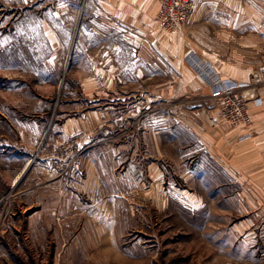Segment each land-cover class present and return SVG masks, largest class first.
<instances>
[{
	"label": "rangeland",
	"instance_id": "rangeland-1",
	"mask_svg": "<svg viewBox=\"0 0 264 264\" xmlns=\"http://www.w3.org/2000/svg\"><path fill=\"white\" fill-rule=\"evenodd\" d=\"M84 3L0 0V264H264V193L252 186L240 192L234 181L231 193L202 192L200 211L177 205L174 193L162 209L111 171L99 183L94 175L84 192L81 122L94 112L95 142L113 116L97 112L115 104L87 86L78 62ZM168 146L169 179L181 187ZM91 201L105 208L74 205ZM115 217L124 218V234Z\"/></svg>",
	"mask_w": 264,
	"mask_h": 264
},
{
	"label": "crops",
	"instance_id": "crops-1",
	"mask_svg": "<svg viewBox=\"0 0 264 264\" xmlns=\"http://www.w3.org/2000/svg\"><path fill=\"white\" fill-rule=\"evenodd\" d=\"M82 9L78 62L88 70L87 86L115 99L97 112L113 116L100 124L103 132L95 142L94 112L81 122L88 134L84 192L94 175L99 183L111 171L128 179L130 189L140 186L162 209L174 193L180 207L203 210L207 202L200 193H231L234 181L240 192L252 186L264 193V84L256 83L264 66V0H192L182 31L172 35L154 21L156 0H85ZM206 69L211 79L250 84L249 128L218 119L212 102L216 87L202 76ZM169 144L178 157L175 177L187 186L170 182L175 167ZM26 164L25 171L31 162ZM74 205L105 208L100 201ZM100 214L96 220L104 231L106 218ZM114 220L124 234V218Z\"/></svg>",
	"mask_w": 264,
	"mask_h": 264
},
{
	"label": "built area",
	"instance_id": "built-area-1",
	"mask_svg": "<svg viewBox=\"0 0 264 264\" xmlns=\"http://www.w3.org/2000/svg\"><path fill=\"white\" fill-rule=\"evenodd\" d=\"M159 9L154 15V21L167 34L181 32L191 9L192 0H156ZM257 84H264V66L257 73ZM216 89L212 94L213 106L217 117L232 128H249L251 121L248 115L247 89L249 83L236 85L226 84L215 77L211 82ZM258 99H256V102Z\"/></svg>",
	"mask_w": 264,
	"mask_h": 264
}]
</instances>
